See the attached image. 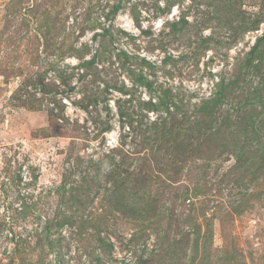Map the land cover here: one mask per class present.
Masks as SVG:
<instances>
[{
	"label": "rangeland",
	"instance_id": "rangeland-1",
	"mask_svg": "<svg viewBox=\"0 0 264 264\" xmlns=\"http://www.w3.org/2000/svg\"><path fill=\"white\" fill-rule=\"evenodd\" d=\"M117 1L0 0V264H57L49 247H43L44 262L38 260L42 249L37 247V237L30 235L43 231V220L60 209L62 197L68 198L66 189L80 185L82 175H93L94 161L112 153L113 147L121 148L122 134L127 136L121 156H128L126 167L130 169L120 174L125 183L121 189L130 202L138 203L144 219L108 221L103 235L115 248L112 257H104V264H138L140 258L145 260L143 264H264V168L255 164L257 170H249L248 164L235 169V146L215 140L187 155L178 149L169 151L166 143L156 152L145 150L139 144L141 134L120 128L116 101L130 95L116 89L108 103L109 114L103 103L98 105L101 120L109 119L114 125L112 131L98 133L96 119H90L78 105L84 85L92 77H79L80 60L71 50L84 43L96 51L101 37L95 39L94 34L104 27L110 30L106 44L111 48L118 46L156 67L155 74L147 66L143 72L157 91L161 85L174 94L184 93L182 104L189 115L197 112L194 107L202 98L210 96L217 80L214 76L225 65L221 55L208 50L198 64L189 59L167 65L171 69L165 72L160 68L167 53L177 57L183 51L191 53L196 45L176 40L178 34L170 35V23L185 15L196 23L204 10L214 9L208 0H175L164 13L158 8H165L167 0H122L118 13L107 16ZM225 1L224 6L237 7L239 1L240 8L249 12L263 2ZM82 28H86L83 33ZM263 31L264 23L258 31L247 33L230 50L231 61L239 50H248ZM209 33L210 29L204 31V35ZM160 43H165L163 49ZM93 52L84 54L85 58ZM101 67L110 68L109 62ZM101 76L130 89L134 84L117 63ZM141 86L131 92L134 111L140 114L141 107L149 120L154 119L157 113L149 112L140 101L155 96ZM92 115L97 118L95 112ZM127 151L139 153L132 156ZM121 156L116 155L117 159ZM101 171L105 178L108 170ZM113 180L107 178L102 186L90 182L86 193L73 189L76 202L84 204L78 206L82 209L77 214L85 208L84 215L90 210L100 212L102 205L109 210L106 199ZM77 225H66L61 233L76 232ZM91 230L89 226L88 232ZM13 232L30 236L29 243L19 249L13 246ZM68 252V264H95L89 255L77 257L74 245Z\"/></svg>",
	"mask_w": 264,
	"mask_h": 264
},
{
	"label": "trees",
	"instance_id": "trees-1",
	"mask_svg": "<svg viewBox=\"0 0 264 264\" xmlns=\"http://www.w3.org/2000/svg\"><path fill=\"white\" fill-rule=\"evenodd\" d=\"M121 1L118 0L117 4L112 6L107 16L109 14L115 16L118 13L122 8ZM226 2L225 0H208V5L213 6L214 9L204 10L203 17L197 19L194 24L189 22L186 15L178 21L170 23V35L178 34L176 40L180 39L189 45L194 42L196 45L191 53L183 51L177 57L167 53L162 60V67H160L164 72L171 69L167 68V65L175 64L181 60L192 59L195 64H198L200 57L208 50L216 51L225 61L223 69L214 76L217 80L213 83L212 93L208 98H202L200 103L195 105L194 110L197 112L194 115H189V109L182 104L181 95L183 92L178 91L174 94L170 88H162L161 85L158 91L155 89L153 81L149 80L143 72V66H147L151 69L150 72L154 73L153 69L156 67L151 62L145 58L128 54L118 46L111 48V45L106 44V40L111 34L107 27L94 34L95 39L101 37L96 51L93 52L92 48L84 43H81V47L74 46L72 48L71 55L80 60L79 68L82 70V74L78 73L79 77H86L90 74L92 77L89 80L90 83L84 85L83 97L80 98L78 105L89 113L90 119H96L94 122L98 126V133H106L114 129V125L109 119L101 120L98 105L103 103V107L109 114L111 109L108 103L112 89H116L123 95H130L129 98L121 96L116 101L120 128L123 132L127 127L129 133L141 134L142 139L139 144L145 150L150 148L153 153L163 143H166L169 151L178 149L187 155L190 150L215 140L220 144L225 145L226 143V145L235 146L233 149L235 154L233 155L236 158L235 169L248 164H250L249 170L256 171L255 164L264 168V141L262 140L264 139V31L256 37L255 42L248 50H239L232 61L229 56L230 50L239 45L247 33L258 31L264 23V0L262 3L259 2V7L255 12L242 10L239 1H236L239 7L233 6V4L224 6ZM175 3V0H167L166 7H160L158 11L164 13L166 9H171ZM228 9L232 12L226 11ZM135 10L136 8L132 11L134 15ZM225 15L228 16L225 17ZM208 29H210V33L204 35V31ZM85 30L86 28H82V33ZM144 32L148 33L147 30ZM80 36L81 34L78 37ZM160 46L163 49L165 43L164 45L160 43ZM222 50L224 52H221ZM91 52H93L91 57L86 59L85 55L91 54ZM111 53H115V59L112 58L113 54L111 57ZM106 62H109L110 68H99V65ZM115 63L132 78L134 82L132 89L126 88L125 85L119 86L114 79L108 81L102 78L101 73H109ZM228 65L230 68L227 69ZM99 82L104 83V86L101 87ZM137 85L145 86L149 93L156 97V100L155 97H152L148 101H140V104L145 105L149 112L157 113L156 118L149 120L148 115L142 113L140 104L137 105L140 107V114L134 111L135 106L131 103L133 101L131 92L136 90ZM92 112L96 113L97 118L92 115ZM109 117L110 115L107 118ZM126 136V134H122L121 148L113 147L112 153L109 152L94 161L92 166L95 171L92 176L82 175L80 185L66 189L68 198L64 200L62 197L61 205H58L60 209L43 220V231L36 235H30L37 237V244H39L37 247L42 249L39 252L38 260L44 262L43 247H49L55 253L57 264H68L69 247L74 245L77 257L82 258V255L86 254L92 258L91 260L95 264H104V257H112L115 248L113 241L103 235V227L108 221L117 222L120 218L143 221L144 217L140 215L141 210L138 203L130 202L121 189L125 183L120 174L123 175L129 168L126 167L129 165L126 160L128 156H121L125 152L122 147ZM136 138L133 139L135 142ZM194 140H199V144L195 145ZM138 146L136 143L135 147L138 148ZM127 153L133 156V153L139 152L130 153L127 151ZM117 154L121 156L120 159H117ZM257 156L262 158L258 159ZM154 158L155 156L152 157V159ZM102 169L108 170L105 178L100 176ZM109 177H114L113 188L106 199L110 209L106 210L105 205H102L104 210L100 209V212L90 210L88 214L84 215L85 208L83 213L78 215L77 211L82 209L78 206L82 207L84 204L82 200L79 204L76 202L78 198L73 189L80 191V194L81 192L86 193L85 191H90V182L98 181L102 186L103 181ZM65 181L62 188L65 186ZM66 204L70 207L66 208ZM148 205L150 203L146 204V206ZM40 220L42 219L40 218ZM76 224H79L76 227V232L73 231L68 235L66 232L61 233L64 226H75ZM89 226L92 228L90 232H88ZM30 236L25 238L13 232L10 239L13 246L19 249L25 247L27 242L29 243ZM144 262L145 260L140 258L138 264Z\"/></svg>",
	"mask_w": 264,
	"mask_h": 264
}]
</instances>
